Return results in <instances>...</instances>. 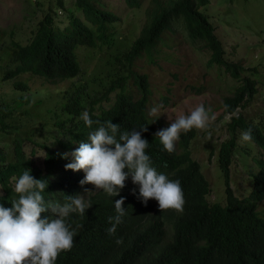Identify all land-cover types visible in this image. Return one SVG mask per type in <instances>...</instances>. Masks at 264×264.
Returning <instances> with one entry per match:
<instances>
[{
	"label": "trees",
	"instance_id": "1",
	"mask_svg": "<svg viewBox=\"0 0 264 264\" xmlns=\"http://www.w3.org/2000/svg\"><path fill=\"white\" fill-rule=\"evenodd\" d=\"M233 1L217 0V3L227 2L231 7ZM74 2L71 8L81 10L88 23L71 14L68 27L56 28L54 17L49 12L39 22L33 38L24 45L10 39L5 41V33L0 29V58L3 61L0 64V80H14V88L18 91L29 90L27 80L18 78L24 73H31L50 84L75 79L84 70L82 62L88 60L87 55L81 59V51L84 48L93 49L100 46L104 49L108 46L96 77L101 83L99 85L94 83L92 92L86 85H79L63 91L58 98H53L56 99L54 103L46 101V97L42 98L35 92L39 99L33 96L25 98L20 96L0 107V140L4 141L0 145V204L11 207V201L17 198L14 192L15 180L25 170H30V175L35 179L47 182L43 196L55 185L50 183L51 176L58 183H62L68 191L77 192L76 187L80 182L77 181L78 174L72 170L66 172L62 164L64 154L72 144L96 130L98 126L94 123L89 128L81 119L82 113L87 111L93 121L104 123L111 120L114 124L128 128L129 132L147 128V131L141 134L149 143L148 148L153 160L169 164L185 189L187 198L185 211L181 214L168 215L178 224L177 230L180 235L178 244L203 239L204 217L210 226L205 245L208 256L206 264L228 262L236 264L239 258L242 259V264H258V260L264 259V211L260 210L258 205L264 197V157L254 159L259 165V170L248 175L249 177L251 175L254 181L253 190L248 197L238 196L231 186L234 154L240 149L239 135L252 129V140L264 151V130L254 125L253 114L238 110L240 107L246 109L253 105L257 99L258 81L252 75L245 76V67L224 59V44L215 33V27L209 20L210 15L200 10L208 5L210 0H150L145 7V21L141 30L130 42L122 39L124 34L120 27L115 25L116 22L122 21L117 11L110 10L99 0ZM125 2L128 7L137 10L145 6L142 0ZM59 5L65 8L62 0H59ZM225 21L231 22V19ZM178 23L180 24L177 25ZM166 37L170 38V49L175 42L182 40L199 50L208 48L212 52L209 60L205 62L208 72L213 71L215 65H218L232 75L230 82L226 80L221 91H225L224 105L229 106L225 112L237 114L227 123L228 138L219 145L217 156L218 166L226 183L225 203L210 202L207 197L211 192V184L201 171L200 164L192 158L190 150L191 142L198 134L195 128L187 133H181L174 152L162 150L164 147L154 133L156 128L149 123L146 114L150 94L146 74L140 76L138 80L142 93L140 99L135 100L134 93L124 91L114 106L110 108L97 106V102L102 98H108L111 92L119 88L125 89L128 73L125 60L132 64L142 60L154 65H159L161 60H171L174 63L179 61L180 57L173 50L166 52L157 48L158 43L165 41ZM103 72L105 76L101 78ZM107 76L108 79L103 81ZM218 77L222 79L221 74H218ZM202 88L204 87L196 89L197 92ZM44 104H52L59 110V112L55 111L56 108L50 110L53 112L52 121L43 118L40 126H32L30 129L20 125V117L23 116L35 120L42 118L32 110L36 112V109ZM95 109L101 111L98 116L94 114ZM32 137H34L32 149L26 151ZM40 140L45 142L50 140L47 143L51 146ZM38 144L46 149L45 167L40 166L35 159L37 153L35 148ZM214 150L215 148L212 149L213 152ZM175 157L178 159L177 163ZM59 169L61 176L58 180L56 176ZM88 200L92 205L86 210L88 216H92L95 210L99 214L104 209L106 216L109 217L111 211L115 210L112 206L114 200L102 193L92 194ZM45 214H42V217ZM89 232L91 252L98 260H106V264H133L121 260L113 262L110 257V236L106 230ZM159 243L160 240H157L156 244ZM173 251L174 245L168 246L163 250V254L170 255Z\"/></svg>",
	"mask_w": 264,
	"mask_h": 264
},
{
	"label": "clouds",
	"instance_id": "2",
	"mask_svg": "<svg viewBox=\"0 0 264 264\" xmlns=\"http://www.w3.org/2000/svg\"><path fill=\"white\" fill-rule=\"evenodd\" d=\"M213 2L210 0L209 4L200 10L210 15L209 20L218 35L217 27L213 23L214 20H221L222 16L211 13L213 9L209 11L217 4V1ZM125 5V11L134 10ZM120 16L122 20L125 18ZM225 19L232 20L231 13L227 14L223 21V23H230ZM180 23L183 22L180 21ZM162 47L166 50L170 49V38L166 37L165 41L158 43L157 48L162 50ZM193 48L199 51L198 48ZM223 57L230 63H238L226 59V48ZM125 61L126 70H128L125 89L119 88L111 92L108 98H102L96 105L110 108L115 105L124 91L134 93L135 100L140 99L142 93L138 80L140 76L146 74V82L148 87L150 86L146 114L149 123L156 128L154 133L164 147L162 150L168 153L174 152L181 133H187L194 128L197 132L208 130L212 122L216 120L215 114L210 115L211 108L206 109L203 104L195 106L187 114L181 113L172 120L170 125L154 117L162 106L153 104L154 91L150 76L136 69V61L133 64ZM241 61L244 62L243 59ZM238 64L246 68L245 76H249L246 74L247 71L253 70L252 76L258 81L257 99L260 97L263 101L258 111L253 114V122L259 129L264 130V72L245 62L244 65ZM222 68L215 65L211 72H208L206 68V72L214 73L217 80L223 82V85L219 87L220 90L224 88L226 82L222 70H219ZM224 70L227 71L225 68ZM218 74H221L222 79H219ZM131 84L134 88H131ZM204 89L197 93L203 94ZM163 99L165 103H168V98L163 97ZM250 107L243 110L246 111ZM228 108V105H224L225 111ZM100 112V109L97 111L95 109L94 114L98 116ZM227 114H230L232 118L237 112ZM81 119L89 128L94 123L98 126L96 130L74 142L64 154L63 169L66 172L72 170L78 174L77 181L80 182L76 187L77 192L68 191L62 183H58L51 176L50 183L55 185L51 186L47 194L43 196L47 182L43 179H35L30 175V170H25L15 180L14 192L17 198L11 201V207L0 204V264H106V260H98L92 254L89 230H106L110 236V257L115 263L121 260L133 264H206L208 256L205 245L210 226L206 218L201 216L204 222L203 239L183 241L178 244L180 236L177 230L178 224L168 215L181 214L185 211L187 201L185 189L177 180L175 171L169 164L153 160L148 148L149 143L142 138L141 134L147 131V128L129 132L128 128L114 124L111 120L104 123L93 121L87 111L82 113ZM239 136L243 142H252L261 148L252 140V129L243 131ZM41 142L51 146L47 143L50 140ZM221 142L218 144V149ZM207 144L211 146L210 149L214 147L210 141ZM39 148L42 146L38 144L35 148L36 155ZM190 150L192 152L191 145ZM214 152L212 151V155L215 154ZM255 158L253 157V160ZM174 160L177 163L176 157ZM196 161L200 164L198 160ZM254 164L259 170L255 160ZM39 165L45 167V163ZM201 171L204 173L202 166ZM42 173L46 174V172ZM60 176L59 169L56 176L58 180ZM248 182L250 187L244 194L234 192L242 198L248 197L253 190V177L250 176ZM209 183L211 184L210 181ZM212 187L211 184L213 192ZM95 193H102L114 200L112 206L115 210L111 211L109 217L106 216L104 209L99 214L95 210L92 216L86 214V210L92 206L88 199ZM207 197L209 199V195ZM214 202L225 203L226 201L224 199ZM263 202L264 197L258 205L259 209L264 211V207H261ZM44 213L46 214L42 217ZM157 240H160L159 244H156ZM172 245H174L173 253L163 254V250ZM182 248H184L183 252ZM228 264L231 263L228 262ZM236 264H242V259L239 258ZM258 264H264V259L258 260Z\"/></svg>",
	"mask_w": 264,
	"mask_h": 264
},
{
	"label": "rangeland",
	"instance_id": "3",
	"mask_svg": "<svg viewBox=\"0 0 264 264\" xmlns=\"http://www.w3.org/2000/svg\"><path fill=\"white\" fill-rule=\"evenodd\" d=\"M75 0H62L65 8L59 5V0H0V29L5 33V41L14 40L21 44H27L33 38L35 30L39 26V22L49 12L54 17L55 27L64 29L69 26L71 21L70 15L80 17L85 23V14L81 10H74L72 7ZM110 10L117 11L118 14L125 17L122 23L117 22L115 25L120 27V31L124 34L122 39L130 42L141 30L145 21V7L150 0H142L145 3L144 8L129 9L125 11V0H99ZM216 3L217 0H213ZM71 8V9H70ZM213 9V10H212ZM211 13L220 14L221 20H214L213 23L217 27V33L227 51L229 61L238 62L244 65L256 66L261 72H264V0H234L230 7L227 2L216 4L210 8ZM231 13V22L223 23L227 14ZM132 21V22H130ZM90 23V22H89ZM173 48L163 51L173 50L180 60L175 63L171 60H161L159 65L148 64L145 61H138L136 69L139 72H145L150 76L153 87V104L162 106L157 114L158 119H161L167 125H170L181 113L187 114L192 108L199 104H203L206 109L211 108V114L216 115V120L212 122L208 130H199L197 136L192 140L191 149L193 158L198 160L202 166L204 174L212 184L213 192L209 194L210 201L225 199V181L223 172L218 166V144L227 138V126L231 115L227 114L224 109L225 91L219 89L223 82L217 80L214 73L206 72L205 62L211 56L209 49L195 51L188 43L183 40L173 44ZM115 46V45H114ZM108 46L104 49L98 46L96 48H84L81 51V59L88 56V60L82 62L84 68L80 76L75 79H67L57 84L44 82V79L34 76L31 73H24L18 78L27 80V91L16 90L14 88V80H0V107L6 102L23 96H33L39 99L34 94L44 98L46 101L54 103L53 98H58L63 94V91L76 88L79 85H86L88 90L101 83L96 80L99 71L101 59L106 56ZM241 59L244 60L241 61ZM241 61V62H240ZM126 62V61H125ZM3 63L0 58V64ZM127 66V63H126ZM222 70V75L228 82L232 75ZM254 71H247L246 74L253 75ZM105 76L103 72L101 78ZM178 76V78L176 77ZM108 79V76L103 79ZM204 87L205 92L198 94L196 89ZM131 88L134 85L131 84ZM85 92V89H84ZM89 92V93H90ZM87 93V92H85ZM93 94V93H91ZM163 97L168 98V103H165ZM48 99V100H47ZM262 98H258L256 102L247 111L239 108V111L255 114L261 106ZM165 104V105H164ZM59 105V104H58ZM57 105V106H58ZM27 107V106H25ZM56 106L52 104H44L32 112L36 115L40 114L42 118L33 119L31 117H20L21 126L25 129H30L32 126H40L43 118L51 120ZM56 112L59 110L56 108ZM52 121V120H51ZM50 128V127H49ZM32 137L30 146L26 151L32 149ZM43 141V140H40ZM49 141V140H47ZM211 142L216 148L215 154L212 155L211 146L207 143ZM4 141L0 140V145ZM240 149L234 155V163L232 166L231 185L238 194H244L250 187L248 175L250 172H256L258 167L255 166L253 157H264V151L253 144L252 142H243L239 139ZM46 149L39 148L38 155L35 156L39 164L44 165ZM73 162V161H71ZM251 176V175H250ZM261 207H264V202Z\"/></svg>",
	"mask_w": 264,
	"mask_h": 264
}]
</instances>
